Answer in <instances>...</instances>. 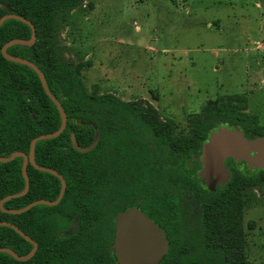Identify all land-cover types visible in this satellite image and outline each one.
Instances as JSON below:
<instances>
[{"label":"trees","instance_id":"obj_1","mask_svg":"<svg viewBox=\"0 0 264 264\" xmlns=\"http://www.w3.org/2000/svg\"><path fill=\"white\" fill-rule=\"evenodd\" d=\"M35 26L32 44L14 43L11 54L32 60L43 71L60 100L67 121L56 136L35 143L34 159L55 168L66 186L56 204L36 203L14 213L0 208V220L18 225L37 243L32 256L18 259L0 250V264H118L110 252L114 215L139 204L165 231L169 241L158 264H251L244 251L242 194L249 186L264 187V149L254 161L229 156L226 174L215 182L203 173L201 147L220 125L239 129L248 138L264 139L256 112L246 110L244 93L209 99L194 117L189 134L178 136L172 120L159 117L141 100L112 92H90L79 66L57 52L60 13L83 0H0ZM8 12L0 6V16ZM30 25L8 17L0 24V155L29 151L31 139L56 130L59 109L28 64L6 58L1 47L13 37L28 38ZM33 114L36 117H33ZM96 144L80 151L71 141ZM23 156L0 160V199L23 189ZM28 190L3 202L18 208L37 198L55 199L61 180L28 163ZM75 220L74 226L72 222ZM0 246L27 253L31 240L14 227L0 224Z\"/></svg>","mask_w":264,"mask_h":264},{"label":"rangeland","instance_id":"obj_2","mask_svg":"<svg viewBox=\"0 0 264 264\" xmlns=\"http://www.w3.org/2000/svg\"><path fill=\"white\" fill-rule=\"evenodd\" d=\"M57 52L90 92L138 99L190 133L209 99L244 93L264 125V0H83L58 17ZM244 251L264 264V187L242 194Z\"/></svg>","mask_w":264,"mask_h":264},{"label":"water","instance_id":"obj_3","mask_svg":"<svg viewBox=\"0 0 264 264\" xmlns=\"http://www.w3.org/2000/svg\"><path fill=\"white\" fill-rule=\"evenodd\" d=\"M0 6L5 7L8 10V12L0 16V24L8 17H15L27 22L31 27L30 37H13L4 42L1 47L2 54L8 59L28 64L37 72L44 90L57 105L61 116L60 125L56 130L47 133H40L31 139L28 152L16 150L9 155H0V160L2 161L12 159L17 155L23 156L22 174L25 179L23 189L18 192L9 193L0 199V208L2 210L18 213L30 208L36 203L56 204L61 199L66 186L65 178L55 168L38 164L34 159V151L35 143L38 139L56 136L64 129L67 121V115L60 100L50 90L46 81V77L41 68L32 60L11 54L7 51V47L14 43L32 44L36 38V29L34 24L25 16L10 11V7L7 4L0 2ZM33 117H36V115L33 114ZM79 122L92 123L96 128V124L91 120H79ZM98 138L99 130L97 128L95 129V134L92 141L85 146L78 144L74 134L71 135L73 146L80 151H85L92 148L98 141ZM262 149H264V139H248L239 129L230 128L226 125H220L213 129L204 139L201 147L200 161L203 168H207L209 170L210 176H212L213 173L219 172H224L226 174L227 170L225 167V159L227 157L231 156L236 160L250 162L257 158ZM28 163L33 164L39 169L50 171L60 178L61 187L58 196L55 199L37 198L18 208L4 207L3 202L6 199L13 196L22 195L28 190ZM114 219L116 225L113 241L110 244V252L115 257L116 262L118 264H158L169 246L166 233L161 228V226L153 218L148 216L141 209L139 204H135L118 211L115 214ZM0 224H8L14 227L21 235L31 240L33 243V247L25 254H19L8 246H0V250L8 251L18 259H27L33 255L37 248V243L30 235H28L18 225L10 221L0 220Z\"/></svg>","mask_w":264,"mask_h":264},{"label":"flooded vegetation","instance_id":"obj_4","mask_svg":"<svg viewBox=\"0 0 264 264\" xmlns=\"http://www.w3.org/2000/svg\"><path fill=\"white\" fill-rule=\"evenodd\" d=\"M203 173L205 174V175H207V177H208V179L209 180H211L212 182H215V180L217 179V178H222L224 175H225V173L224 172H219V173H213L212 174V176H210V174L208 173V171L206 170V169H204L203 170ZM115 216V215H114ZM116 223V222H115ZM74 224H75V220L72 222V225L74 226ZM115 230V229H114Z\"/></svg>","mask_w":264,"mask_h":264}]
</instances>
